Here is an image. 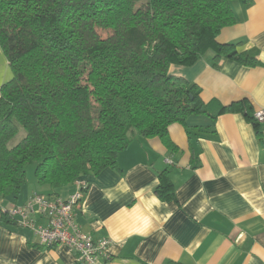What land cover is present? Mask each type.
<instances>
[{
	"label": "trees",
	"instance_id": "1",
	"mask_svg": "<svg viewBox=\"0 0 264 264\" xmlns=\"http://www.w3.org/2000/svg\"><path fill=\"white\" fill-rule=\"evenodd\" d=\"M234 1L0 0V49L12 73L0 85V196L18 197L32 163L37 193L55 197L117 169L138 138L175 148L169 125L186 130L192 115L241 112L258 128L248 101L205 103L196 83L169 72L207 54L214 67L261 64L240 41H217L236 23ZM20 128L24 136L9 146ZM155 194L175 199L166 171ZM13 218L3 211L0 223L19 226Z\"/></svg>",
	"mask_w": 264,
	"mask_h": 264
},
{
	"label": "crops",
	"instance_id": "2",
	"mask_svg": "<svg viewBox=\"0 0 264 264\" xmlns=\"http://www.w3.org/2000/svg\"><path fill=\"white\" fill-rule=\"evenodd\" d=\"M233 7L236 23L217 41H240L239 51L261 64L223 60L214 67L207 54L169 72L196 83L203 102L246 100L253 114L264 109V0H236ZM11 77L0 49V85ZM187 127L169 125L175 148L158 137L138 138L119 154L117 169L88 174L61 192L66 198L86 186L76 222L94 240L110 239L107 264H264V124L255 128L236 112L215 120L192 115ZM163 171L174 186L171 201L155 194ZM35 184L16 199L0 196V215L39 192ZM0 264L78 261L64 246L43 248L30 229L0 223Z\"/></svg>",
	"mask_w": 264,
	"mask_h": 264
},
{
	"label": "built area",
	"instance_id": "3",
	"mask_svg": "<svg viewBox=\"0 0 264 264\" xmlns=\"http://www.w3.org/2000/svg\"><path fill=\"white\" fill-rule=\"evenodd\" d=\"M252 118L254 122L264 124V109L256 110ZM85 190L86 186H77L66 198L33 193L24 204L5 211L17 218L19 226L30 229L43 248L64 246L76 254L78 264H107L111 259L110 239L94 240L76 222V212ZM37 219H41L42 223Z\"/></svg>",
	"mask_w": 264,
	"mask_h": 264
},
{
	"label": "rangeland",
	"instance_id": "4",
	"mask_svg": "<svg viewBox=\"0 0 264 264\" xmlns=\"http://www.w3.org/2000/svg\"><path fill=\"white\" fill-rule=\"evenodd\" d=\"M24 134H25V132L23 131L22 128H20L18 134L9 142L8 145L9 146H12V145L16 144L20 139H22V137L24 136ZM34 167H35V163H32V164L27 165V168H26L27 183L25 184V187H27V186L29 187V186H31V184H33L35 182ZM34 186L36 188H38L36 184ZM23 188H24V186H23Z\"/></svg>",
	"mask_w": 264,
	"mask_h": 264
}]
</instances>
